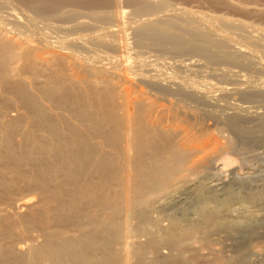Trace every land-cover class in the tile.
Instances as JSON below:
<instances>
[{
    "label": "bare ground",
    "instance_id": "bare-ground-1",
    "mask_svg": "<svg viewBox=\"0 0 264 264\" xmlns=\"http://www.w3.org/2000/svg\"><path fill=\"white\" fill-rule=\"evenodd\" d=\"M20 1L29 4L32 9H34L39 13H53V12L55 13L64 4L66 3L68 4L70 2L75 3V1L76 3L81 1L83 4L87 6H94L98 4L101 5L103 3H107L108 1L110 2V0H20ZM129 2L133 5L134 11L139 15H151V13L156 11L158 7L165 5L163 1H156V0L155 1L129 0ZM8 5H9L8 0H0V10L7 7ZM10 6H11L10 8L11 11L7 12L8 14L7 19H4L5 16L3 17L0 11V84L2 82H7L8 80H15L13 78H18V80H15V82L13 83L12 95L5 94L4 93L5 91L2 93V91L0 90V98L3 99L4 102L3 104L6 103L5 106L0 104V131H1L0 135L2 136V143L5 140L4 146H6L7 149L4 152L0 151V161L2 160V158L7 159L9 161L7 160L6 161L10 162L8 166L10 167V169H14L15 172L20 171L22 168L20 167L21 166L20 162L22 160V157L19 158L18 154H16L15 152L17 148L15 147V144H17V142L16 143L14 142L17 140L16 138L18 136L15 138L16 140L13 141L12 139L14 137L13 134H15L18 131L24 134H28L30 136V138H28L30 140L28 141L32 143V147H33V149L31 148L30 149L33 151L36 150L39 153L45 148L44 145L46 144V142L45 144H43L44 143L43 141H47L48 137L53 136L56 139L62 138L63 130L61 131V129L59 128V124L57 122L58 118H60V120L62 119L63 121L66 122V124L64 123L65 125H69L71 127L70 131L64 130L65 132H69V134L66 133L67 134L66 136L70 134L72 135L74 133L75 135H77V138L75 139H79L78 136L80 137V139L81 138L83 139V140L82 139L78 140L79 144L81 145L80 146L81 149L79 148L81 150L80 151L81 153L79 151L78 152L81 154L80 159H82V161L80 159L79 161H81L82 163L84 162L87 165L92 158L95 159L94 163L95 164L97 163L98 166L96 167H99L97 169L101 170L98 171L96 169V172H102V180L98 179L100 182H98L97 180V183H94L95 182L94 178L93 181L91 179L92 173L91 174L88 173V175L90 174L89 177L91 181L88 182L87 180L90 179L86 178L87 180L84 179L85 186L80 185L79 184L80 178L77 175L80 173V170H82L81 168L83 167L81 165L83 164L79 162H77L78 164L74 163L75 161L71 160L70 158H67L68 155L67 157L65 156L67 158L66 160L67 163L65 162L67 166L66 165L64 167L62 166L64 169L65 167H67V169H65L66 171L61 170L63 168L57 169L59 167L58 163H57L58 167L56 168L57 170H54L57 172H59L60 170L63 173L66 172L65 181H63L64 179L62 180L65 183H60L61 185L58 183L59 186H55V188H50L49 186L51 185L48 186V184H50L49 181H51L52 176L51 177L49 176V166L45 167V164H43L44 165L43 166L40 163L43 166V168L40 165L41 172L38 173L37 171L38 175H35L37 179L35 178L34 175L31 176V174H27V173L24 174L31 177L32 180L33 178H35V180H33V182L35 181V185L37 184L38 186H42V188L43 187L50 188V193L52 194L51 197L55 198L56 201L58 202V206L55 209H57L59 213L65 212L66 215H68L74 222L75 228H77L75 223H80L83 219L87 218V216L86 218H83L82 208L84 206L86 207L89 205L90 206L94 205L96 207L95 209H97L99 212L101 211L102 214L99 213L101 214V216L98 217L97 213L95 212L96 210L92 209L95 212L93 215L95 214L96 215L94 218L92 216L91 219L89 217L87 219L92 220L93 224H97L103 230L110 231V234L109 236L108 235L104 236L105 234L103 235V231L98 232L94 229L88 233L83 232L82 235H77V233L75 234L74 232H73L74 234L67 235L64 234L65 232H62L63 230L62 231L60 230L62 233L59 232L55 233V231L48 232L47 228L50 224L48 223V220L50 218L46 219L48 218L46 217V215L47 213L48 215L50 213L52 214V212H46L49 210L48 208H47L48 210L45 208L46 211L44 209L35 208L36 210L32 209V211L28 213L29 214L28 222L29 224L35 222L42 229L45 230L44 231L45 234L43 235L44 237L43 243H39V245H37L38 243L36 244V242L39 239L37 240L35 239L34 240L36 241L35 243L34 241L31 242L32 240L30 241L31 243L27 241L26 246L24 245L23 251L19 249L18 251L20 252L17 254L16 251L15 253L12 250L6 251L7 249H4L5 246L2 248L1 245L0 264H157L158 262H160L159 264H220L219 260L212 256L215 253L214 246L216 244H214L210 240L209 234L211 236L213 230L224 231V233L226 232V234L228 233L232 235L238 232L239 234L241 233L244 234L242 240L240 242L237 241L239 243L236 244V247H234L235 255L229 256L227 258L224 257L225 259L220 261L221 264H249L248 261L250 259L247 258H250L251 255L255 253H257L258 255L259 251L261 250L260 246L263 245V244H260V246L251 245L249 244V239H247L251 235L253 237L256 233L255 231L258 223L256 222L257 216L255 217L250 215L251 216V218H249L250 221L243 223H240L236 220L226 221L222 219V215L220 216V214L217 213L215 208L213 209L210 207V205L207 204L200 211V219L197 221H193V222H189L188 224L181 225V222L173 219L171 226L167 227L166 232H163V234L164 233L165 234L164 235L162 234L163 236L161 238L154 237V234H152V236H150L151 238L146 243L144 244L142 243L141 245L139 243L137 248L133 246L132 242L130 241V237L132 236L133 231H132V227L129 226L128 221H130L133 216H136L135 213L138 212L139 210L140 211L142 210L140 213L141 215L147 214L146 210L148 208L144 209L143 206L145 204V200H144L145 196H148V194H155V197L156 194L158 195L161 194L162 196V193L169 192L168 190L169 188H171L170 183L175 178H178L181 181L190 180L191 182V176L196 174L198 175L202 174L205 171L214 167V165L216 164L217 165L220 163L223 165L236 164V166L239 165L238 167L244 168L246 161H248L251 155L253 154L255 149L250 148L244 150L243 147L237 148L239 149L238 151L241 150L240 152H236L234 150H230V152H228L229 151L228 149L225 150L223 149V151H219V150L217 151V149H220L218 147L221 141V140L219 141V139L218 140L216 139L217 134L215 135L214 133L213 134L209 133L206 134V137L204 136L202 138L200 136L201 134L199 135L198 133L193 134L189 132L191 131L190 129L193 130L194 127L193 128L191 127L195 125L194 123L198 121L199 118L202 116V111L199 110L194 105L192 106V104L189 102L190 99H194V101L197 100V101L208 102L209 101L208 96L203 95V93L200 94L199 92L201 90H198L196 87L190 88L184 85L181 81H176L175 77L173 76L171 77L167 75L169 77L166 80L164 79V77L163 78L161 77L162 79H164V81H162L160 80L161 79L160 77L159 79L158 76L149 75L144 72L143 76L141 75L140 77H138L139 74L138 75L136 74L135 69H133L134 67L129 65L131 64L130 60L132 58L130 55H133L130 54V52L132 51L130 50L129 52L128 50L129 53H127V51L126 52L123 51L122 48L124 47V45H122V43L124 42L121 43L120 41L123 38L120 37L121 36L120 33H122L123 31V27L121 26L123 22L122 19L123 17L126 16V13H128L124 9L117 10L114 12H107L99 16L100 18L109 19L112 20L113 22L118 23L116 24L117 28L110 29L108 35L106 34L103 35L100 33L91 37H82L78 41L73 40L74 42L71 43V48H68L67 46L65 47L64 44H63L64 47L58 44V40L60 39V37L57 38L53 37L54 40H50L49 38L35 40L32 36L28 35L27 32L23 30V28L34 25V23H32L33 19H30L29 17L22 15L25 16L26 19H28L29 22L26 23L22 19L23 17H20L21 15L19 16L18 12L17 13L14 12V9H12L13 8L12 5ZM174 11L177 12L178 15L179 14L182 15L185 13L188 16L187 18L198 24L203 23V21H209L215 23L216 21L219 20L225 25L236 26L242 29L250 28V30L251 28H253V31H255V33L258 30L260 31L258 27L249 25L248 24L249 22L247 23L246 21L245 22L237 21V20L235 21L225 17L214 16L209 13L198 14L195 12H190L183 8H176ZM156 22L158 23L161 22L166 25H174L176 21L175 18L172 19L170 18V16H166V17L156 16L147 19L144 22V24H142L140 27L139 26L136 28L133 27L135 30L134 31L135 38L139 44L146 45V47L150 45L151 47H156L161 49L168 48L179 53L201 54L204 57L211 59L212 61H216L219 59L217 54L213 52L211 49L212 46L216 45L220 48L229 49V51L231 52V59L234 60L235 62L244 64L246 61H248L251 58L252 53H249L250 50L248 51L247 50L248 48L245 49L242 46L236 47L235 46L236 44H234L235 43L234 39L228 35L229 33L228 34L220 33L221 34L220 37L217 38V37H211L208 34V32L207 33L204 32L205 31L204 29L197 28L198 30L189 29L191 31H188L187 33L188 36H184L183 34L182 35H179L177 33L172 34L171 32H168L164 27L156 26L155 25ZM11 24H13L16 27L14 32L10 31V29L13 30V28H11ZM93 26H95V24ZM111 28H113V26ZM261 32L263 31H260L258 33ZM242 36H244L243 33ZM253 42H255V44L258 43L256 41V38L255 40H253ZM97 45H101L102 48L103 46H105V49H107L106 47L111 48L115 52V55L113 54H112L113 56L106 55L103 56V58L112 59L115 61L116 64L111 65L112 67L110 66L106 67L102 65L100 66L98 65V63H100L101 61L96 62L93 59L89 60L86 58V56L83 57L79 53L80 50L79 52L76 51L77 49H88L94 54L97 53L99 57L100 54H98V51L95 52V49L93 47ZM137 53L138 51L136 52V54ZM94 58H96V56H94ZM100 58L102 59V57H99V59ZM135 58L136 57L134 56V59ZM146 60L148 61V59ZM94 62H96L97 64H95ZM151 63L153 65L154 61H152ZM203 64L205 63L203 62ZM13 65H15V67ZM161 65H163L162 62ZM193 67L191 66V68ZM174 68L176 69V67ZM46 69L50 71V76L48 77L46 82L42 83V80L38 81L35 76H37L38 73H41L43 72V70ZM142 73L143 71L141 72V74ZM239 76L241 77V75ZM176 78L178 77L176 76ZM241 78L243 81L244 76ZM210 83L211 82H209L208 85L211 86ZM174 85L176 86L175 88H173ZM243 86L244 85H242V87ZM2 87L0 86V88ZM229 87H224L222 92L224 91L226 94L230 93L232 94V96L233 93L238 94L237 92L239 93L241 92L242 94H244L245 91L244 87L242 89H240V87L238 86L235 87L232 86L231 88ZM246 95L250 98H255L259 96L264 97V89L258 90L256 92H249L246 93ZM42 98H44V101L46 100L50 105L54 104L56 106L57 103L58 104L60 103V106L64 109L65 112L68 111L70 115L74 116V117L72 116L73 119L75 118L76 119L75 121L78 122H75L74 120L73 121L78 125L73 123L72 117H70L67 113H64V111L60 112L59 109H58L59 111L56 109L58 112L53 110V112L50 111L52 113H49L48 106L50 105L48 103L42 104V102L40 101L42 100ZM16 99H18L19 101L21 100V103L23 102V105L25 104L24 106L28 110V113L30 114L27 113V115L26 114L22 115L19 113V115L17 114L18 116L15 115L16 118H12L13 119L11 120V122L13 121L12 123L10 121L7 122L5 119H3L4 117L6 118V116L3 117L6 111L5 107L9 103L11 102L13 103L14 100L16 101ZM186 99H189L187 101L190 104L187 103ZM50 107L49 109L52 110V105ZM242 111L247 112L248 114L255 113V115L256 113H258L257 108L252 106L243 107ZM202 117H204V115ZM230 117H231L230 120H228L229 122L228 125L230 127L227 125V123L226 125L232 130V132H234V136L236 133L238 136L240 135L239 132L241 131V129L244 130V128H240L241 124L243 123L241 122L240 124V118L239 116H237V114L232 116L230 115ZM79 120H87V122L89 123L86 122L85 125L86 126L88 125L89 128H91L93 132H95L94 134H98L100 137H102V139L106 141L108 148L110 147L112 150L107 149L109 150L107 151L105 149V146L107 145H104L103 147L104 141L102 142L101 138L100 139L98 138L99 141L101 140V144L98 140L97 141L93 140L94 143H90V141L88 142L85 136H83L82 134L83 132H81L84 129V125L83 128H81L82 125L80 126ZM262 121H264V119H262ZM71 123H73V125ZM198 123L200 122H197V124ZM185 124L187 126H185ZM32 125H35L34 127L41 126L42 128L43 127H45V129L47 128L48 131L47 129L45 131H47L50 135H48L47 132H46L47 134H45V132L44 133L39 131H38L39 133L36 132V130L39 128L35 130L32 127ZM199 125L195 127L198 129V127H200ZM260 126L262 125L260 124ZM1 128L3 130H1ZM63 128L65 129L64 125L62 129ZM247 129L249 130V128ZM248 130L246 131L244 130V131L247 132ZM250 130L248 133L252 135L253 134L252 131H254V129L251 131L252 134L250 133ZM42 131L44 130L42 129ZM86 131L87 129H84L85 134ZM87 133H89V131ZM177 134H180V136L183 138L180 139L179 142L177 141L179 144L174 141V137ZM254 134H256V131ZM203 135L204 134H202V136ZM247 135H245V133L242 134V136H245L244 138H246ZM258 135L259 137L262 136L260 134H256V136ZM66 136H64V138H66ZM237 136H235L234 138L237 139ZM254 136L255 135H252L251 138L256 137ZM69 137L71 138V136ZM72 137H74V135H72ZM251 138L249 137L248 140L250 141ZM72 139L73 138H71V140ZM236 139H233V141ZM256 139L257 138H255V140ZM20 140L17 141L21 144L22 141L20 142ZM181 140L182 142L180 143ZM240 140L241 139L239 140L237 139V142H239ZM244 140L242 139L241 141ZM52 141L49 142H51L52 144L53 143ZM59 142L61 144V141ZM63 142H65V140ZM75 142L74 145L76 146ZM95 142L96 143L99 142V143L96 144ZM58 143L55 144L53 143L51 145L50 151H51V155L52 152L54 153L52 155L53 158L55 155L57 157L58 155H62L63 154L62 151L64 152V150L60 147L63 143L61 145H59ZM27 144L25 145L28 146ZM231 144H233V142ZM235 144H237L236 141ZM74 145L72 144V146L71 145L70 146L73 147ZM245 145L247 147V144ZM257 146H259V144ZM78 147H76V149ZM98 148L101 149L99 150L100 155L97 153ZM233 148L234 147H231V149ZM44 150L43 152H45ZM149 152H154L155 157L152 160H150V162L147 163V154ZM32 154L33 152L31 151L30 156ZM71 154L73 155V153ZM224 154H228V156L226 157ZM243 154L245 156L242 157ZM52 156L50 157L52 158ZM73 156L76 158L75 155ZM152 156H154V154ZM61 157H63V155L60 156V158ZM54 159L57 160L56 158ZM63 162L62 164H64ZM93 166L92 168L94 169ZM93 169H91L92 172H95L93 171ZM22 171L27 172L25 170ZM81 173L83 174L84 172ZM57 176H59V174ZM80 176L83 177L82 175ZM23 177L26 176L24 175ZM99 177L101 178L100 175L95 178H99ZM6 178L7 176H5V174L0 171L1 184L4 183ZM59 178L57 179V181L60 180ZM10 179L13 180L14 178H10ZM21 179L23 180V178H20L17 179L16 182L14 180L13 181L17 184V182L19 180L21 181ZM8 180L9 179H7L6 184L8 183ZM12 180L9 182L12 183ZM177 180L175 179L176 182ZM86 181L88 182L87 185H86L87 183ZM175 181L174 183L173 182L172 183L176 184ZM8 184L10 185V183ZM9 185H7L9 187L8 190H10L11 188L10 186H13L12 184L10 186ZM42 190H47V189L43 188ZM146 203H147V199H146ZM225 203H228V201H226ZM89 212L87 213L89 214ZM153 212L155 213V211ZM59 213L57 214L58 216H60ZM3 215L0 216V221L3 222V223L1 222L2 225L0 224L1 226L0 229L2 228L1 232L3 230L4 225H6L9 221H13L10 215H5V214ZM60 217L58 218L60 219ZM64 220L66 219L64 218ZM13 222H15V220ZM52 222L54 221L51 219V223ZM146 222L149 223L148 226H150V222H148L147 220ZM92 223L90 222L89 225H91ZM53 224L54 223H52V227ZM10 226L7 227V229L11 227L14 228V226L11 227ZM50 227L51 226H49V228ZM80 227H82V225ZM140 228L145 229L144 225L143 227L140 226ZM23 232L24 231L20 232L17 229L12 230L11 228V231L8 230L5 231L6 233L5 235L9 236L10 238L17 239L16 237L22 236ZM41 234L43 233L41 232ZM34 236L38 238L39 235L37 236L35 234ZM198 238L199 240L200 239L204 240L201 242L200 246L197 245ZM29 239H32V237ZM0 243L2 244V242ZM162 247L176 249V252L178 251V254L174 253V255L176 254L177 256H173V255L166 256L165 255L166 253L162 255L161 254ZM204 250H207L208 252ZM149 253H153V255H155V259H152V257L150 259L149 258L150 256L149 257L147 256V254L150 255ZM18 258L20 261L18 260ZM219 258H221L220 255ZM159 259L161 260L159 261ZM263 260L258 261L259 263L257 261L256 262L258 264H264Z\"/></svg>",
    "mask_w": 264,
    "mask_h": 264
},
{
    "label": "rangeland",
    "instance_id": "rangeland-1",
    "mask_svg": "<svg viewBox=\"0 0 264 264\" xmlns=\"http://www.w3.org/2000/svg\"><path fill=\"white\" fill-rule=\"evenodd\" d=\"M156 1H163L165 3V5L158 7L156 9V11L151 13V15H139V14H137L134 11V7L129 2V0H110V2L108 1L107 3H103L101 5L98 4V5H94V6H87V5L83 4L81 1L78 3H76V1H75V3L70 2L68 4L67 3L64 4L55 13L54 12L53 13H39V12L35 11L34 9H32L29 4L23 3L20 0H8L9 5L7 7H5L6 9L3 8L0 11H1L2 16L3 17L5 16L4 19H7V16H8L7 12L11 11L10 5H12V7H13L12 9H14V12H16V13L18 12L19 16L21 15L20 17H23L22 19L26 23H28L29 21H28V19H26L25 16L29 17L30 19H33L32 23H34V25L23 28V30H25L28 35L32 36L35 40L48 39V38L50 40H54V38L60 37V39L58 40V44L60 46H63V44H64L65 47L67 46L68 48H71V43L74 42L73 40L78 41L82 37H91V36H95V35L100 34V33L103 35H105V34L108 35L110 29H116L117 28L116 24H118V23L113 22L112 20H109V19L100 18L99 16L101 14H105L107 12H114V11L121 10V9L126 10V12H128V13H126V16L123 17V19H122V21L126 24V26L122 22L121 26L123 27V31H122V33H120L121 34L120 37L121 38L123 37V38L120 41H121V43L124 42V43H122V45H124V47H125V49H124V47L122 46L123 51H125V52L127 51V53H129L131 50L132 52H134V53L130 52V54H133V55H130L132 57L131 58L132 61L130 60V63L132 65L131 64H129V65L134 67L133 69H135L136 74L137 75L139 74L138 77H140L141 75L143 76L144 72L146 74H149V75L158 76V78L164 77L165 80L169 76H171V77L173 76V77H175L176 81H181L184 85H186L190 88L196 87L198 90H201L199 92L200 94L203 93V95L208 96V98H209L208 102L197 101V100L194 101V99H190L189 102L192 104V106L194 105L199 110H201L202 116L204 115V117L201 116L202 119L200 117L199 120L194 123L195 125L191 124L193 126L192 127L190 126V127L191 128L194 127L193 130L197 129L196 127L199 124H201V125H199L200 127H198L197 130L193 131L189 127V129L191 131H189V130L188 131L190 133H193V134H195V133L196 134L198 133L199 135L201 134L200 136L202 138L204 136L206 137V134H209V133L210 134L214 133L215 135L217 134L216 136L219 138L216 137V139L217 140L219 139V141L221 140L220 141L221 144L218 141V143H219L218 148H220V149H217V151L218 150L223 151V149L224 150L228 149L229 150L228 152H230V150L240 152L241 150L238 151L239 149H237L240 147H243L244 150L250 149V148L255 149L253 154L251 155L250 159L248 161H246L244 168L243 167L240 168V167H238L239 165L236 166V164H230V165H228V164L223 165L221 163L218 165L216 164V165H214V167L205 171L202 174H199V175L196 174V175L191 176V182H190V180H182L181 181L180 179L175 178L176 180L177 179L178 180H177V182L175 181V179L173 181H171L170 184L172 186L170 185V187L172 188V190H171V188H169V190H168L169 194L167 192L162 193V196H164L165 199H164V197L161 196V194H159V195L156 194V197H155V194H148V196H145V199H144L145 204L143 206H144V209L148 208L146 210L147 214L141 215L140 213L142 210L141 211L139 210L140 212L139 211L136 212L135 213L136 216H133L132 219L130 221H128V224H129V226L132 227V231H133V234L130 237V241L132 242L133 246H135L137 248L139 243H140V245L142 243L143 244L146 243L151 238L150 236H152V234H154V237L161 238L165 234V233L163 234V232H166L167 227L171 226L173 219L181 222V225H185V224H188L189 222L199 220L200 219V211L207 204V205H210L211 208H213V209L215 208L217 213L220 214V216L222 215V219L226 220V221L227 220H236L240 223H243V222L250 221V219H249V218H251L250 215L255 216V217L257 216L256 222H258V223H257L256 231H255L256 236L254 235L252 237V235H251L247 239H249V244H251V245L260 246V244H263V245H261L263 248L264 247V237H263L264 236V214H263L264 213V140H263L264 139V136H263L264 135V125H263L264 121H262V119H264L263 118L264 117V97L259 96V97H255V98H250L246 95V93L256 92L258 90L264 89V30H262V29H264V0H156ZM176 8H183V9H186L190 12H195L198 14L209 13V14H212L214 16L225 17V18L232 19L235 21L236 20L237 21H244V22L246 21L247 23L249 22L248 23L249 25L258 27L260 29V31H263V32H261L262 34L258 33V32H260L258 30L255 33V31H253V28H251V30H250V28L242 29V28H238L236 26L225 25L219 20L216 21L215 23L213 22L214 24L212 22H209V21H203V23L198 24V23L193 22L189 18H187L188 16L185 13L182 15L179 14L180 15L179 16L178 13L174 11ZM22 15H25V16H22ZM156 16L157 17L170 16V18H172V19L175 18V21L177 23L175 22L174 25H166V24L161 23V22L155 23L156 26H159V27L162 26L168 32H171L172 34L177 33L179 35L183 34L184 36H188L187 35L188 31L204 29L205 31L204 30L203 31L206 33L208 32V34L211 37H217L218 38L223 33H225V34L229 33L228 35L234 39V42H235L234 44H236L235 45L236 47L242 46L245 49L248 48L247 49L248 51L250 50L249 53H252L251 58L248 61H246L247 63L245 62L244 64L235 62L234 60L231 59V52L229 51V49L220 48L216 45L212 46L211 49L213 52H215L217 54L219 59L216 61H212L211 59H208L201 54L179 53V52L173 51V50L168 49V48H162L161 49V48L151 47L150 45L146 47V45L139 44L135 38L134 28H136L138 26L140 27L142 24H144V22L147 19L152 18V17H156ZM94 24H95V26H93ZM61 25H63V26H61ZM111 25L113 26V28H111L112 27ZM11 28H13V30L10 29L11 32L12 31L14 32V30L16 29V27L13 24H11ZM189 29H191V30H189ZM242 33L244 36H242ZM122 34H123V36H122ZM66 37H68V38H66ZM251 38H252V40H251ZM255 38H256V41L258 42L256 44H255V42H253V40H255ZM260 42L262 45L260 44ZM93 47L95 49V52L98 51V54H100L99 57H102V59L101 58L99 59L97 53L94 54L88 49H77L76 51L79 52V50H80L79 53L83 57L86 56V58L89 60L93 59L96 62L101 61L100 63H98V65H100V66L102 65V66H106V67H109V66L112 67L111 65L116 64L115 61L112 59H104L103 58V56H106V55H112V54L115 55V52L111 48L106 47L107 49H105V46H103V48H102L101 45H97V46H93ZM128 50H129V52H128ZM136 50L138 51L137 54H136V52H137ZM140 50H141V52H140ZM88 55H89V57H88ZM94 56H96V58H94ZM134 56L136 57L135 59H134ZM96 59H99V60H96ZM146 59H148V61ZM165 59H166V61H165ZM152 61H154L153 65L151 63ZM232 61H234V62H232ZM96 62H94V63L97 64ZM161 62L163 65H161ZM203 62L205 64H203ZM185 64H186V66H185ZM196 64L199 66H197ZM172 65H174V66H172ZM13 66L15 67V65H13ZM191 66L192 67L194 66V67L191 68ZM163 67H165V68H163ZM174 67H176V69ZM140 68H141V70H140ZM168 69H169V71H168ZM170 70H171V72H170ZM142 71H143V73L141 74ZM43 72L38 73V75L36 74L37 76H35L38 81L42 80V83L46 82L48 77L50 76L49 70L46 69V70H43ZM45 72H46V74H45ZM227 73H229V74H227ZM232 74H234V75H232ZM167 75H169V76H167ZM239 75H241V77L244 76L243 81ZM176 76L178 78H176ZM230 76H232V77H230ZM162 78L160 80L164 81V79H162ZM246 78H247V80H246ZM13 79L18 80V78H13ZM15 80H8L7 82H2L3 84L2 83L0 84L1 87L3 86L2 88H0L2 93L5 91L4 92L5 94L12 95V92H13L12 88H13V83L15 82ZM209 82H211L210 83L211 86L208 85ZM242 85H244L243 87L245 89V91L243 89L244 94H242L241 92L240 93L237 92L238 94L233 93V96H232V94H230V93L226 94L224 91L222 92L224 87L230 86L229 88H231L232 86L233 87L238 86V87H240V89H242L243 88ZM175 87L176 86L174 85L173 88H175ZM202 90H203V92H202ZM234 94H235V96H234ZM174 97H176V96H174ZM187 100H189V99H186V101ZM40 101L42 102V104L48 103L46 100H45L46 102L44 101V98H42V100H40ZM189 102L187 101V103H189ZM3 103H4L3 99L0 98V104L5 106L6 103L5 104H3ZM7 103H9V102H7ZM24 105H23V102L21 103V100L19 101L18 99H16V101L14 100L13 103L12 102L9 103L8 105H6V107H5L6 111L3 115V117L6 116V118L4 117L3 119H5L7 122L8 121L11 122V120H13L12 118H16V116H18L19 113L22 115H24V114L27 115L28 110L25 108ZM51 105H52V110H50ZM51 105L48 106L49 113H52L53 110H55L56 112H58L59 110H60V112L64 111V109L60 106V103L59 104L57 103L56 106L54 104H51ZM226 105H229V106H226ZM246 106H252V107L257 108V112H258V113H256L257 116L255 115V113H253V114L249 113L248 114L247 112L242 111V108L246 107ZM49 107H50V109H49ZM53 108H55V109H53ZM23 109H24V111H23ZM56 109L57 110L59 109V110L57 111ZM258 109H260V110H258ZM17 110L18 111L20 110V111L18 112ZM14 111H16V112H14ZM50 111H52V112H50ZM35 112H34V114H35ZM64 113H67L70 117L73 116V115H70L68 111H66V112L64 111ZM203 113H205V114H203ZM28 114H30V113H28ZM235 114H237V116H239L240 124H241V122L243 123V124H241V126H244V127L240 126V128H244L245 131L248 130L247 128H249V130L251 129L250 133L252 134V132H253L252 135L256 136V134H260L262 136L261 137H259V135L256 137L254 136L255 138H257L255 140V138H253V137L251 138L252 135H250L248 133L249 130L247 132H245L243 129H241L240 132H242V133L239 132L240 135L237 136V133L235 132L236 133L235 136H237L238 140L239 139H241V140L245 139V140L244 141L240 140L241 142L240 141L237 142V139L234 138L235 137L234 132H232V130L229 128L230 126L228 125L229 124L228 120H230V118H231L230 115L232 116ZM73 117H72V121L73 120L75 121L76 119L75 118L73 119ZM203 118H204V120H203ZM61 120H60V118H58L57 122L59 124V128L61 129V131L63 130L62 131L63 135L65 133L64 136H66L67 135L66 133L69 134V132H65L64 130L70 131L71 127L69 125H65L66 122L63 120L61 121ZM74 121H73V123L78 122V121H75V122ZM79 122H80V126L82 125L81 128H83V125H84V129H87V131H86L87 135L84 133V129L81 132H83L82 134H83V136H85V138L88 140V142L90 141V143H94L95 140L99 141L100 138L102 139V137H100L98 134H94L95 132H93V130L91 128H89L88 125L87 126L85 125L87 120H79ZM82 122H83V124H82ZM197 122H200V123L197 124ZM73 123H71V124L73 125ZM87 123H89V122H87ZM226 123L229 127L226 125ZM75 124H77V123H75ZM252 124H255V125H252ZM260 124L263 127L260 126ZM63 125H64L65 129L64 128L62 129ZM245 125H246V127H245ZM34 126L35 125H32V127L35 130L37 128H39L36 130V132L39 131V132H43V133L45 132V134L48 133L47 128H46L47 131H45L46 130L45 127L42 128L41 126L40 127H34ZM185 126H187V125L185 124ZM250 126H251V128H250ZM66 127H69V128H66ZM41 128L44 131H42ZM253 129H254V131H252ZM255 129H258V130H255ZM1 130H3V129L1 128ZM88 131L90 134L87 133ZM255 131H256V134H254ZM243 132L245 133V135H247V134H249V135H247L246 138H244L245 136H242V134H244ZM0 133H1V131H0ZM21 133L22 132H20V131L16 132L15 134H13L14 137L12 138L13 141H15L16 139L19 141L21 139L20 142L21 141L23 142V143L21 142V144L17 140L14 142V143L17 142V144H15V147H17L16 151H15L16 154H18L19 158L22 157V160L20 162V165H21L20 167H22L21 170L15 172L14 169H10V167H8L10 162H7V161H9L7 159L2 158V160L0 161V171L3 172L5 174V176H7L4 183L3 184L0 183V216H2L3 214L10 215L12 217L13 221L15 220V222H16L18 220L16 223L13 221H9L8 222L9 224L7 223L8 225L7 224L4 225V227H3L4 231L2 230V232H1L2 228L0 229V236L3 237V238L0 237V239H1L0 242H2V244L0 243V246L2 245L1 246L2 248L5 246L4 249H7L6 251L12 250V251H14V253L16 251V254H17L20 252V251H18L19 249L21 251H23L24 245L26 246L27 241H29V243H31L35 239L36 240L39 239L37 242L34 241V243L35 242H36V244L38 243L37 245H39V243H43V241H44L43 235L45 234V232H44L45 230L42 229L39 225H37L35 222L31 223V224H29V222H28V219H29L28 213H30L32 211V209L36 210L38 208L44 209L45 211L48 208L49 210L47 209L48 211H46V212H52V214L50 213L49 215L47 213L46 217H48V218L45 217L46 219L50 218L48 220V223H50L49 226L52 227V223H54L53 224L54 228L53 227L49 228V226H48V228H47L48 232L55 231V233L65 232L64 234H67V235L68 234L71 235L74 233L75 234L77 233V235H82L83 232L88 233L94 229L98 232L103 231V235L105 234L104 236H107V235L109 236L110 231L103 230L97 224H93L92 220H90L92 216H93V218L95 217L96 214L93 215L95 212L97 213L98 217L101 216V214H102L101 211L99 212L97 209H95L96 207L94 205L93 206L89 205L86 207L84 206L82 208L83 218H86V216H87V218L89 217L90 219L88 220L86 218V219H83L84 221L82 220L83 222L81 221L80 223H75V225L77 226V228H75L74 222L72 221V219L68 215H66L65 212L59 213V211H57V209H55L58 206V202L56 201L55 198L51 197L52 194L50 193V188H55V186H59L60 183H65L63 181H65V173L66 172L63 173L61 170L66 171L65 169H67V167H65V169L63 167L67 163V161H66L67 158H70L71 160L75 161L74 163H77V162L82 163L81 162L82 159H80V157H81L80 146L81 145L79 144V141H78V140H81L82 138L80 139V137L78 136L79 139H75V138H77V135H75L74 133L72 134V135H74V137H72L71 134L66 136V138L68 140L66 138H64L63 135L61 138L62 140L56 139L53 136L48 137V140H47L48 142L43 141L44 142L43 144H45V142H46V144L44 146H45V148H48V149L44 148L45 150L44 149L43 150L45 152H43V150H42L41 152L38 153V151H36V150H34V151L31 150V149H33L32 143H30V141H28V140H30V139H28V138H30V136L28 134H24V133L21 134ZM88 134H89V136H92V137H89ZM202 134H204V135L202 136ZM48 135H50V134L48 133ZM177 135L180 136V134H177ZM177 135L174 137V141L176 143H178L180 139H183L181 136L178 137ZM199 135H197V136H199ZM69 136H71V138H73V139L71 140V138ZM248 136L251 138L250 141L248 140L249 139ZM232 137H233V139H236V140L233 141ZM89 138L90 139L93 138V139L90 140ZM74 139L76 140V142ZM64 140H65V142H63ZM73 140H74L76 146L74 145ZM251 140L255 141V142H252ZM49 141H52L54 144L58 143L59 141H61V144L63 143L62 145L60 144V142L58 144L61 145L60 147L64 150V152L62 151V153H63L62 155H63L64 159H63V157L60 158V156H62V155H58V157L55 155L54 158H56L57 160H55L53 158L52 155L54 153L52 152V155H51V151H50L51 145L53 143L51 144V142H49ZM235 141L237 144H235ZM256 141L259 144V146H257L258 144L256 143ZM26 142L29 144H27ZM99 142L101 144V140ZM99 142H97V143H99ZM102 142H103V147H104V145H107L106 141L104 139H102ZM181 142H182V140L180 141V143ZM230 142L231 143L233 142V144H231ZM262 142H263V144H262ZM0 143H1L0 144V151L1 152L6 151L7 150L6 146H4L5 140L2 143V136L1 135H0ZM25 144H27L28 146H26ZM67 144H70L71 146L73 144L74 146L71 147L70 145H67ZM225 144L228 146H226ZM245 144H247V147ZM254 144H255V146H254ZM68 147H69V149H68ZM76 147H78V148L76 149ZM225 147H228V148H225ZM231 147H234V148L231 149ZM261 147H262V149H261ZM1 148H2V150H1ZM28 148H29V150H28ZM72 148H73V150H72ZM74 148L77 152L74 150ZM102 149H104V148H102ZM105 149L106 150L107 149L112 150L110 147L108 148V145L105 146ZM30 150L33 152V154L31 155L33 158L30 156V154H31ZM99 150H101V149H99V148L97 149L98 154L100 152ZM109 150H107V151H109ZM104 152H105V150H104ZM71 153H73V155H75L76 158ZM78 153H79V155H78ZM97 153H96V155H97ZM153 154H154V156H152ZM67 155H68V157H67ZM150 155H151V158H150ZM224 155L226 157L228 156V154H224ZM48 156L49 157L52 156V158L51 157L49 158ZM243 156H245V155L243 154L242 157ZM42 157L44 158V160ZM154 157H155V153L149 152L147 154V163L150 162V160H152ZM62 159L64 160V162ZM79 159L81 161H79ZM23 160H24V162H23ZM26 161H28L29 163ZM61 161L64 164H62ZM35 162H36V164H35ZM55 162H56V164H55ZM94 162H95V159H93V158L90 160V162L87 165L83 162L82 164L84 166L83 165H81V166L86 170H84L80 166V168L82 170H80V173L77 175L80 178L79 179L80 185L85 186V183H84L85 180L84 179H86V178L90 179L89 176L91 173H92L91 179L93 181V178H94V181H95L94 183H97L98 179L102 180V172H96V169L99 167H96V166H98V164L97 163L95 164ZM21 163H23V164H21ZM40 163L42 165L45 164V167L49 166V176L50 177L52 176L51 181H49L50 184H48V186L51 185V186H49L50 188L43 187L44 189L46 188L47 190H42L43 189L42 186H38L37 184L35 185V181L33 182V180H35V178H36L35 175H38V173L41 172V167L43 168V166H44V165L42 166ZM57 163L59 164V167H58ZM35 165H37V166H35ZM40 165H41V167H40ZM92 166L94 167V169L92 168ZM32 168H33V170H32ZM34 168H36V169H34ZM56 168L57 169L63 168L60 170L61 174H60L59 170H58L59 172L54 171V170H57ZM90 168L93 169V171H95V172H92V170ZM22 170H25L27 172H23ZM32 171H34V172H32ZM37 171H38V173H37ZM98 171H101V170H98ZM22 172H23V174H22ZM54 172H56V173H54ZM81 172H84V173L82 174ZM6 173H8V174H6ZM16 173H17V175H16ZM24 173L31 174V176L34 175L35 178H33V180H32L31 177L27 176ZM57 173L59 174V176H57L58 175ZM88 173H90V174L88 175ZM20 174H22V175H20ZM24 175L26 177H28L29 179L26 177H23ZM80 175H82L83 177H81ZM97 175L98 176L100 175L101 178L100 177L95 178V177H98ZM18 176L20 178H23V180L21 179L22 182L19 180L16 184L15 183L16 180L20 179ZM56 176L58 178L60 177L59 178L60 180H58L59 182L57 181L58 178ZM10 178H14L13 180L15 182ZM7 179H9L8 183H10V185L12 184L13 186H10L8 183L6 184ZM91 179L90 180L86 179V180L89 182V181H91ZM11 180H12V183L9 182ZM28 180H29V183H28ZM99 180H98V182H100ZM174 181L176 182V184H173ZM179 181H180V183H179ZM88 182L86 183V185L88 184ZM7 185H9L11 187L10 188V190L12 189L11 191L8 190L9 187ZM36 186H37V188H36ZM12 187H15V188H12ZM49 198H51V199H49ZM156 198H158V199H156ZM160 198L163 200H161ZM146 199H147V203H146ZM148 199H149V201H148ZM154 199H156V200H154ZM226 201H228V203H225ZM146 204H148V205H146ZM92 209L96 210V211L94 212ZM89 211H91V212H89ZM153 211H155V213ZM219 211H220V213H219ZM87 212H89V214L91 213L92 215L91 214L89 215ZM58 213L60 216L61 215L62 216L61 217L58 216L57 215ZM99 213H101V214H99ZM258 214H260V215H258ZM24 215L27 217V219ZM58 217H60V219ZM55 218L59 219L60 221L56 220ZM64 218L66 220H64ZM141 218H143V219H141ZM51 219L54 222L51 223ZM146 220L148 222H150V226H148L149 223H147ZM151 221H152V223H151ZM1 222L2 221H0V224H1ZM61 222L64 224H62ZM90 222L92 223L91 225H89ZM10 225L14 226V228L11 227ZM58 225L59 226L61 225V226L59 227ZM79 225L80 226L82 225V227H80ZM143 225H144L145 229L140 228V226L143 227ZM9 226L12 228V230L17 229L20 232L24 231L22 233V236L16 237L17 239H13V238H10L9 236H6L5 231L6 230L11 231V228L7 229V227H9ZM60 230L61 231L63 230V231L61 232ZM151 230H152V232H151ZM213 231H212L211 236L209 234L210 240L214 244H216L214 246L215 253L212 256L217 258L219 260V263L221 264L220 261H222L223 259H225L229 256H232V255H235L234 247H236V244H238L242 240L244 234L241 233L242 234L241 235L238 232V233H234L232 235V234H228V233L226 234V232L224 233V231H216V230H213ZM41 232L43 234H41ZM222 233H224V234H222ZM35 234L37 236L39 235L38 238L36 236H34ZM41 235H42V237H41ZM147 236H148V238H147ZM31 237H32V239H29ZM202 241H204V240H201V239L199 240V238H198V240H197L198 244L197 245L200 246ZM237 241H239V242H237ZM261 246H260L261 252L259 251L258 255H257V253H255V254H252L251 257L249 256L250 258H247V259H250L249 260L250 262L247 260L249 264L252 261L253 262L251 264H258L259 263L258 261L264 259V251H263L264 248L262 249ZM7 247L11 248V249H8ZM13 248H14V250H13ZM165 248L166 247L161 248V254L162 255H164L166 253L165 254L166 256L167 255L177 256L176 254H178V251L176 252V249H172V248H166L165 249ZM207 250H204V251H207ZM174 253H176V254L174 255ZM260 253H262V254H260ZM149 254L150 255L147 254V256L148 257L150 256L149 257L150 259H151V257H152V259H155V255H153V253H149ZM219 255L221 258H219ZM18 260H19V258H18ZM160 260L161 259H159V261ZM159 263L160 262H158L157 264H159Z\"/></svg>",
    "mask_w": 264,
    "mask_h": 264
}]
</instances>
